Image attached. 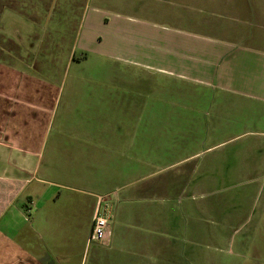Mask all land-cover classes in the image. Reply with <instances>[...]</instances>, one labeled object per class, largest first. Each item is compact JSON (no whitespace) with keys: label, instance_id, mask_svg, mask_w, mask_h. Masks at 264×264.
<instances>
[{"label":"crops","instance_id":"1","mask_svg":"<svg viewBox=\"0 0 264 264\" xmlns=\"http://www.w3.org/2000/svg\"><path fill=\"white\" fill-rule=\"evenodd\" d=\"M105 1L0 0V264H176L168 258L176 252L166 223L183 194L177 169L247 133L258 136L257 151L264 152V130L231 137L221 122L216 128L222 113L214 103L202 134L210 144L195 149L201 134L195 128L183 156L181 142L165 156L156 145L165 136L136 122L150 87L149 96L144 85L128 88L130 100H104L85 67L97 57L93 42L79 56L75 42L82 22L95 24ZM155 1L145 5L151 19H125L161 48L122 50L114 43L111 57L187 74L214 93H195L193 100H227L241 126H264V0ZM156 6L165 23L153 21ZM167 24L174 30L146 27ZM120 25L112 40L124 36ZM94 33L90 28L86 40ZM98 196L109 198L114 219L104 241L90 242Z\"/></svg>","mask_w":264,"mask_h":264},{"label":"rangeland","instance_id":"2","mask_svg":"<svg viewBox=\"0 0 264 264\" xmlns=\"http://www.w3.org/2000/svg\"><path fill=\"white\" fill-rule=\"evenodd\" d=\"M155 3V0H144L143 3L141 0H106L95 24L91 26L88 18L80 25L75 53L79 56L91 49L89 45L93 42L91 50L97 52V59L92 55L85 67L88 74L98 80L97 88L102 86L104 100H130L133 94L128 93V88L144 85L147 96V88L150 87V98L145 100V115L136 122L140 129L165 136L156 138V142L160 143L156 145L160 146L165 156L174 153L179 142L183 145L182 151L188 148L191 139L188 136L195 128L201 132L195 149H203L210 144L203 135L211 124L212 117L208 120L207 115H213L211 106L214 103L216 108L218 106L217 112L222 113L215 127L218 128L221 122L231 137L247 130H264V126H258L256 122L241 126L237 121L241 115L234 106L225 104L227 100H193L195 93L205 97L214 93L199 82L192 83L187 74L160 72L155 68L159 63H153L150 69L136 65L131 67L127 62L111 57L116 47L114 43L122 50H137L146 46L156 50L161 48L157 39L137 35L132 26L140 25L129 24L125 19L135 16L139 18L137 22H146L140 21L151 19L145 5L150 7ZM157 10V6L151 10L154 12L151 17L153 21L160 22ZM88 13L90 15L91 12ZM117 23L121 24L120 32L124 36L112 40L110 34ZM77 25L68 24L66 28L75 30ZM146 27L155 32H159V28L174 30V26L169 24L154 26L156 29ZM90 28L95 32L91 41L86 40ZM179 130L182 135L174 134ZM259 142L258 136L252 133L230 138L218 151L186 162L177 169L182 170L180 184L183 194L177 196V211L173 214L168 212L166 223L167 242L175 247L173 251L176 252L175 255L168 254L173 263L179 264L181 260L180 264H264V152L260 154L257 151ZM184 154L185 151L182 156ZM215 156L216 161L211 166ZM189 179L194 180L192 185Z\"/></svg>","mask_w":264,"mask_h":264},{"label":"built area","instance_id":"3","mask_svg":"<svg viewBox=\"0 0 264 264\" xmlns=\"http://www.w3.org/2000/svg\"><path fill=\"white\" fill-rule=\"evenodd\" d=\"M114 219V210L109 198L98 196L97 204L92 218V225L89 233L90 242H102L108 234V228Z\"/></svg>","mask_w":264,"mask_h":264}]
</instances>
